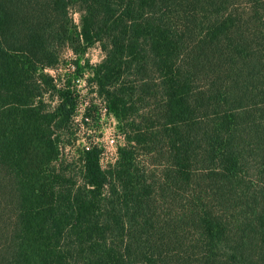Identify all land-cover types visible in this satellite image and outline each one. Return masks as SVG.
<instances>
[{
    "label": "trees",
    "instance_id": "1",
    "mask_svg": "<svg viewBox=\"0 0 264 264\" xmlns=\"http://www.w3.org/2000/svg\"><path fill=\"white\" fill-rule=\"evenodd\" d=\"M97 43L126 143L79 182L42 85ZM0 264H264V0H0Z\"/></svg>",
    "mask_w": 264,
    "mask_h": 264
},
{
    "label": "rangeland",
    "instance_id": "2",
    "mask_svg": "<svg viewBox=\"0 0 264 264\" xmlns=\"http://www.w3.org/2000/svg\"><path fill=\"white\" fill-rule=\"evenodd\" d=\"M72 14L75 22L79 24L80 13L78 10L74 9ZM61 55L63 58L55 67V70L48 68L44 71L46 74H49L50 76L55 75L56 77V81L48 82L42 85V88L44 89L42 100L45 110L47 112H52V110L55 109L59 102L58 85H60V83L67 82L71 88V92L77 97L79 95L81 96L78 97L79 103L90 101V105H88L90 115L93 117L99 116L98 98L100 96L95 94V82L92 74L93 67L103 61L105 57L101 44L97 43L89 47L85 53H75L74 49L67 46L63 49ZM76 76H83L86 79V85L83 87L84 92L81 91L82 88H80L79 92V88L75 86L73 79L76 78ZM57 124L59 125V121ZM56 130L57 133L54 135V138L58 142L61 153L57 166L63 165L67 175L72 176L75 174L79 182H81L83 177L82 165L84 164L82 161V138L86 137L87 141L91 143L93 142L102 154L105 150H107V144L101 141V138L104 137L103 133H105V130H103V132H99V130H97L96 132H90V135H87L86 132L80 131L78 127L73 126L70 119L67 123H63L62 126ZM116 137L119 149L126 143V133L120 127L118 120L116 123ZM111 164L112 156L104 155L103 165L109 166Z\"/></svg>",
    "mask_w": 264,
    "mask_h": 264
},
{
    "label": "built area",
    "instance_id": "3",
    "mask_svg": "<svg viewBox=\"0 0 264 264\" xmlns=\"http://www.w3.org/2000/svg\"><path fill=\"white\" fill-rule=\"evenodd\" d=\"M55 70V69H52ZM55 77V75H53ZM64 81V80H63ZM75 86H77L78 91L80 92V88H82V92H84L83 87L86 85V79L83 76H76L73 79ZM95 94L99 95L98 98V112L99 116L93 117L90 115L89 107L90 101H85L77 104L76 109L71 117V123L73 126H76L80 129V131L86 132L87 135H90V132H103L104 137L101 138V141L107 144V150H105L102 154L100 153V164L104 170L109 169V167L113 166L118 158H119V149H118V140L116 137V123L117 118L110 111L108 107V103L106 99L98 93L97 85L94 84ZM78 97H81L80 95ZM79 101V100H78ZM83 144L82 149L89 151L93 147H96L93 142L87 141V138H82ZM104 155L112 156V164L109 166L103 165Z\"/></svg>",
    "mask_w": 264,
    "mask_h": 264
}]
</instances>
